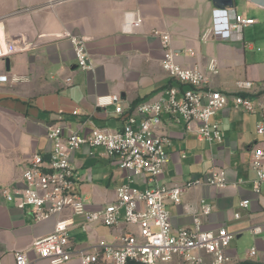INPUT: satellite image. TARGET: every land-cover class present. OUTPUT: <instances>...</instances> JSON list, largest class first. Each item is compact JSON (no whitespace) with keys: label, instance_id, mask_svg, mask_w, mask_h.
Listing matches in <instances>:
<instances>
[{"label":"crops","instance_id":"0c3cea01","mask_svg":"<svg viewBox=\"0 0 264 264\" xmlns=\"http://www.w3.org/2000/svg\"><path fill=\"white\" fill-rule=\"evenodd\" d=\"M46 1L0 0V75L7 77L0 83V264H15L16 252L23 253L28 264H48L31 244L51 233L58 217L34 222L28 209H17L1 193L3 188L21 187L22 173L34 154L48 156V128L60 126L64 135L70 131L81 136L94 128L118 130L130 109L155 99L166 87L178 86L161 68L163 48L152 31L169 35L176 63L198 68L211 89L235 94L238 81H250L252 88L242 94L255 106L264 103V0H229L230 7L216 0H68L53 9ZM127 12L142 18L131 33L122 30ZM235 16L255 23L231 30ZM62 35L84 40L90 70L77 68L72 45ZM110 95L119 96L123 115L116 114L114 106H96L97 97ZM213 121L223 141L209 145L186 132L184 122L162 118L155 131L168 141V162L158 182L181 185L222 169L225 188L189 190L180 205L168 203L167 210L174 227H187L192 208L204 200L213 211L202 218V228L224 227L235 233L233 243L253 223L264 224V188L259 195L252 192L248 166L251 150H264L263 137L255 132L258 123L264 126V116L228 106ZM71 165L88 210L111 204L115 190L129 176L102 148L82 146L72 154ZM149 185L145 177L133 178L135 188ZM242 200H249L247 209L239 207ZM234 213L240 219L235 220ZM73 221L68 239L74 251L99 242L116 245L125 229L120 223L113 229L89 225L82 231V219ZM252 244L257 254L250 261L246 252L238 254L237 243L230 244V264H264V237H254ZM68 264H78L76 255ZM205 264H210L209 256Z\"/></svg>","mask_w":264,"mask_h":264},{"label":"built area","instance_id":"2783aa9c","mask_svg":"<svg viewBox=\"0 0 264 264\" xmlns=\"http://www.w3.org/2000/svg\"><path fill=\"white\" fill-rule=\"evenodd\" d=\"M68 0H47L45 6L53 9ZM255 23L253 19L235 16L231 30H237ZM142 24L137 12L124 15L122 30L131 33ZM159 37L163 48L161 68L167 77L178 84L162 89L155 99L142 102L128 111L124 126L110 131L92 129L87 135L77 132L64 135L60 126L48 128L46 137L51 145L47 157L34 154L22 173L21 187L13 186L1 190L4 200L17 209H28L34 222L58 217L53 230L48 235L35 239L31 250L48 264H68L76 255L78 264H205L206 256L210 264H230L227 249L235 238V233L221 227L204 230L202 218L208 217L212 206L204 200L192 208V222L187 227H174L167 204L180 205L182 195L200 187L223 189L228 185L222 169H212L200 178L181 185L160 184L168 162L167 139L156 133L164 116L175 122H184L186 132L200 142L209 145L220 144L223 134L213 121L222 109L231 106L246 113L259 112L264 116V103H253L242 93L250 91V81H238V93L224 94L209 86V79L196 67L186 68L175 61L167 34L152 31ZM72 45L76 66L81 71L91 69L85 42L80 37L62 35ZM213 66V65H212ZM213 68V67H212ZM18 81L20 79H13ZM7 77L0 75V83ZM67 83L71 80L68 78ZM97 107L114 106L118 115L124 111L117 95L100 96L95 100ZM257 135L263 137L264 126L258 123ZM82 146L102 148L104 155L115 159L118 167L129 173L127 181L115 190L114 201L97 210H88L89 203L78 192V178L71 165L72 154ZM248 166L253 174L249 181L256 195L264 188V150L254 147L250 152ZM134 177H145L150 185L145 189L132 186ZM242 183V181H239ZM249 200L239 203L247 209ZM82 219L80 228L86 231L89 225L116 228L123 223L125 229L116 237V245L99 242L89 249L74 251L68 239V231L74 226V218ZM235 220L240 219L234 213ZM253 236L264 233L260 225L249 229ZM255 247L246 251V258L254 260ZM15 264H28L21 252L14 254Z\"/></svg>","mask_w":264,"mask_h":264},{"label":"rangeland","instance_id":"374dc122","mask_svg":"<svg viewBox=\"0 0 264 264\" xmlns=\"http://www.w3.org/2000/svg\"><path fill=\"white\" fill-rule=\"evenodd\" d=\"M256 225H262L264 227V224L261 223H253L251 226H256ZM251 228V227H250ZM254 237H264V233L259 236H253L250 231H245L241 238L239 240H236L235 242L231 243L233 245L234 243H237V250L238 254H244L249 248H251V245L253 246V239Z\"/></svg>","mask_w":264,"mask_h":264},{"label":"water","instance_id":"95a60500","mask_svg":"<svg viewBox=\"0 0 264 264\" xmlns=\"http://www.w3.org/2000/svg\"><path fill=\"white\" fill-rule=\"evenodd\" d=\"M224 3V4H226V6H228V7H230V2H229V0L227 1V0H224V1H221V0H216V3ZM228 2V3H227Z\"/></svg>","mask_w":264,"mask_h":264},{"label":"trees","instance_id":"16d2710c","mask_svg":"<svg viewBox=\"0 0 264 264\" xmlns=\"http://www.w3.org/2000/svg\"><path fill=\"white\" fill-rule=\"evenodd\" d=\"M128 264H135V263H128Z\"/></svg>","mask_w":264,"mask_h":264}]
</instances>
